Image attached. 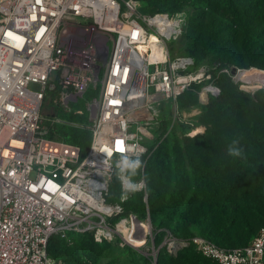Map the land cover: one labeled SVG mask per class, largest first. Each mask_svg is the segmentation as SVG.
Masks as SVG:
<instances>
[{
  "label": "built area",
  "instance_id": "1",
  "mask_svg": "<svg viewBox=\"0 0 264 264\" xmlns=\"http://www.w3.org/2000/svg\"><path fill=\"white\" fill-rule=\"evenodd\" d=\"M125 4L121 9L116 0H0V264H58L49 254V241L71 231L93 232L100 239L116 236L121 246L134 247L126 234L136 239L148 234L144 220L125 214L123 203L132 194L126 200L121 194L116 203L108 201L111 183L119 180L116 163L121 156L136 159L148 152L142 137L130 131L137 121L129 116L136 108L148 110L150 95L177 97L205 80L209 70L188 71L196 66L191 57L169 58L167 40L177 39L183 30L175 28L173 36L162 32L174 15L141 19L134 1ZM180 21L184 23L182 15ZM79 23L101 32L97 49L86 51L91 59L76 55L71 60L60 45L68 24ZM126 31L129 42L138 37L119 49ZM148 39L163 44L166 61L149 60ZM179 58L182 62L176 65ZM64 68L68 77L52 80ZM118 68L121 74L112 78ZM101 73V94L88 104L95 108L89 118L88 148L83 151L79 145L48 137L42 124L46 91L59 83L65 93L61 100L68 102V93L86 92ZM207 91L217 94L219 88L211 85ZM138 95L146 98L134 107L130 101ZM137 184L144 190L142 180ZM122 214L112 228L111 219ZM189 244L218 264H264V228L241 247L223 248L196 235L172 241L168 251L173 254Z\"/></svg>",
  "mask_w": 264,
  "mask_h": 264
},
{
  "label": "rangeland",
  "instance_id": "2",
  "mask_svg": "<svg viewBox=\"0 0 264 264\" xmlns=\"http://www.w3.org/2000/svg\"><path fill=\"white\" fill-rule=\"evenodd\" d=\"M121 5V9L126 7L127 2H138L139 6L134 5V10H138L139 17L145 18L155 14L174 15L173 21H170V27L175 33V28L183 27L181 35L176 38L167 40V52L170 59L174 60L178 57L195 58L196 66L189 67L188 71H200L201 68L209 70L206 79L201 83H194L181 92L177 97H162L150 104L148 107V118L142 121L134 122L130 128L131 132H137L142 137V143L148 148V152L140 158L142 166L137 170V174L132 177L134 182L143 181L144 190L137 191L142 194H132L133 199L142 201L146 205L145 214L142 220L146 222V237L138 239L126 234L125 238L134 246H121L120 238L100 239L93 232H87L85 235L71 234L68 237L55 236L51 241V245L57 246L55 258L58 264H66L71 252H78V257L82 260H90L93 264H158L160 255L176 256L182 248H178L175 253L168 251L169 244L176 239L192 238L200 235V230L194 224L186 229L188 233L178 234L168 226H157L151 220L149 209L147 206L148 192L146 185L145 166L159 150L165 146L176 147L178 149L191 148L195 150V138L207 136V127L202 125V115L206 111V105L218 100L224 93H229L228 105L233 110L237 108L243 109L248 103L256 105V113L259 116V126L256 130L257 136L245 135L244 133L237 138H232L235 147L240 149V154L249 156L247 165L241 166L238 161L234 160L228 152L229 147L216 148L210 152V165L218 167L216 169V177L218 181L223 177L224 183L231 184L232 189L237 195L240 204L241 214L239 218L245 221L242 226L233 230L235 236L244 244L249 243L264 228V22L248 23L246 20L231 25L226 22L224 32L210 30V27L216 28L210 20L205 24L196 23L194 31L188 32L189 23L192 17L201 11H208L205 0H116ZM183 16L184 23H181L180 16ZM184 24V25H183ZM239 24V26H237ZM221 30V29H220ZM172 35V36H173ZM101 32L98 28H92L91 24H68L66 32L63 34L60 45L69 54L72 60L85 57L91 59V55L87 54L89 50L93 53L98 47V40ZM215 41V42H213ZM213 42V45H212ZM151 52L160 50L163 54V60H167L163 44L157 40H149ZM213 46H218L221 52H225V56L231 57L234 63L230 67L222 65V61L214 62ZM89 52L90 54H92ZM70 61V60H69ZM182 62V60H180ZM71 63V62H69ZM68 63V64H69ZM236 69V73H232L231 68ZM228 70V71H227ZM68 69L64 68L54 73L52 80L67 78ZM103 73L100 74L98 82L91 85L89 89L80 94L68 93L70 97L68 102H62L58 99L59 112L58 118L54 119L53 127L60 130L62 126L61 112L63 116H70L73 112L81 111V115L77 117V121L89 123L90 114L94 112V106L88 108V104L97 99L101 94ZM211 85H217L219 93L212 94L207 91ZM227 88V89H226ZM230 90V91H227ZM149 92H152L150 88ZM152 94V93H151ZM75 100L74 102H71ZM252 109V108H251ZM247 113V110H245ZM144 115L145 113H140ZM43 119H48V115L44 114ZM59 119V121H56ZM249 121V117L244 119L245 124ZM139 126H143L148 130L150 136L144 135L139 131ZM210 125L209 127H211ZM48 127V126H46ZM191 133L189 136L188 134ZM90 135H82L79 137L78 144L86 145ZM209 138H211L209 136ZM231 144V143H230ZM233 144V143H232ZM240 162V161H239ZM230 169L235 175H230L227 170ZM247 171L246 173H242ZM262 176V178H261ZM122 194V187L119 180L114 179L109 188V202H119ZM147 195V197H146ZM147 199L145 201V199ZM185 202L180 203L181 210L186 212ZM131 204L125 205L129 209ZM125 214H129L125 210ZM125 214L115 216L111 219L112 228L120 222ZM124 221L119 224L120 228H124ZM138 235V234H137ZM138 236H141L139 234ZM144 239V243L142 240ZM67 248L64 253L61 247ZM129 246V247H128ZM236 246L224 247L233 248Z\"/></svg>",
  "mask_w": 264,
  "mask_h": 264
},
{
  "label": "trees",
  "instance_id": "3",
  "mask_svg": "<svg viewBox=\"0 0 264 264\" xmlns=\"http://www.w3.org/2000/svg\"><path fill=\"white\" fill-rule=\"evenodd\" d=\"M204 2L207 3L206 8H210V10L201 11L191 18L188 28L190 34L199 21L205 24L207 20H210L212 24L216 25V28L210 27V30H217L221 33L226 30V22L231 25L241 20L248 21L246 25L264 22V0H205ZM134 5L139 6L135 1ZM213 47L212 59L214 62L222 61V65L225 67L233 65L234 60L231 57L225 56V52H221L218 46ZM232 69L233 67L231 71ZM230 93L226 92L217 101L206 105V111L202 115L201 121L202 125L207 127V136L198 137L199 134L194 136L197 137L194 140L195 150L165 146L148 161L145 166L147 206L151 220L157 226H168L178 234H186L188 233L186 228L194 224L200 230L201 236L220 247H241L248 243L244 244L246 241L237 238L233 232L236 228L241 227L242 223H245L238 215L241 214L240 204L231 184L224 183L223 177L218 181L216 177L218 167L209 163L210 152L216 148L233 146L232 138H237L243 133L257 136L258 130L256 129L260 122L255 110L256 105L248 103L243 109L233 110L227 102ZM64 94L59 83L56 84L55 89L46 91L42 115L46 114L49 117L42 119V124L48 130V137L79 145L85 151L90 145L91 130L89 129L90 121L89 123L77 121V117L81 114L73 112L70 116H63L61 112V122L58 124L62 128L58 130L53 127L54 119L58 118L57 114L60 108L57 101ZM246 117H249L247 124L244 122ZM210 125L212 126L209 127ZM87 134L90 135L87 144H78L79 137ZM231 157L238 161L242 167L247 165V161L244 159L250 158L244 154L231 155ZM227 173L235 175L230 169L227 170ZM136 193L142 197L141 193ZM186 198L189 199L185 203L186 212H183L180 203L185 202ZM132 199L133 195L123 203L124 207L131 204V207L125 208V210L127 213L136 214L141 219L145 214L146 205L142 199L139 201ZM71 234L82 236L87 232L71 231L66 237ZM53 237L49 241L48 251L55 258L58 251L56 245H51ZM60 251L65 253L67 248L62 246ZM77 255L78 252H71L66 264H93L90 260H82ZM158 264L218 263L203 257L193 244H189L183 247L176 256L160 255Z\"/></svg>",
  "mask_w": 264,
  "mask_h": 264
},
{
  "label": "bare ground",
  "instance_id": "4",
  "mask_svg": "<svg viewBox=\"0 0 264 264\" xmlns=\"http://www.w3.org/2000/svg\"><path fill=\"white\" fill-rule=\"evenodd\" d=\"M129 15H131V14H129ZM165 23H166L167 25L165 26V30L163 29L162 32L165 33L167 36H168V32L171 33V35H173V32H172L171 27H170V21H169V20H166ZM127 32H128V31H126V32L122 35V37H121V39H120L119 49L127 47L130 43H134L133 40H134L135 38L138 37V36H136V37L132 36V37H131V42H129V39L126 38V36H127ZM142 35H143V34H142ZM147 44H148V40H147ZM147 58H148V57H147ZM157 58L163 60V54H162V52H161L160 50H153V51L151 52V54H150L149 60L152 61V60H155V59H157ZM180 60H181L180 58L177 59V60H175V64H176V65H180V64H181V61H180ZM114 72H115V73L112 74V78H115V77L119 76V74H121V70H120L119 68H118L117 73H116L115 70H114ZM196 74H200V72H199V73H196ZM180 79L183 80V79H184V76H183V77H180ZM160 96H162V95H159V94L150 95V96L148 97V100H149L150 102H154V101H156ZM145 98H146V95H138V96H134V97H132V100L130 101V104H132V106L135 107V106H137V105H139V104L144 103ZM142 112H144L145 114H144V115L140 114V113H142ZM129 117H130V119H132L133 121H138V120H142V119H147V118H148V110L145 109V108H136V109L133 110V112L131 113V115H130ZM139 129H140L141 132H143L144 134H146V135H150V133L148 132V130H147L146 128H144L143 126H139ZM138 235H139V234H138Z\"/></svg>",
  "mask_w": 264,
  "mask_h": 264
},
{
  "label": "clouds",
  "instance_id": "5",
  "mask_svg": "<svg viewBox=\"0 0 264 264\" xmlns=\"http://www.w3.org/2000/svg\"><path fill=\"white\" fill-rule=\"evenodd\" d=\"M235 143L233 142V146L229 147L228 152L232 156H239L240 149L234 146ZM141 166V161L138 158L131 159L127 155H122L119 161H117L116 167L119 170L118 178L121 181L122 199H128L130 194H135L142 187V185L137 184L132 179Z\"/></svg>",
  "mask_w": 264,
  "mask_h": 264
},
{
  "label": "water",
  "instance_id": "6",
  "mask_svg": "<svg viewBox=\"0 0 264 264\" xmlns=\"http://www.w3.org/2000/svg\"><path fill=\"white\" fill-rule=\"evenodd\" d=\"M232 73L233 74L236 73V69L235 68L232 69Z\"/></svg>",
  "mask_w": 264,
  "mask_h": 264
}]
</instances>
